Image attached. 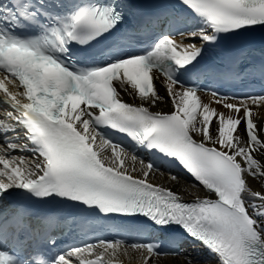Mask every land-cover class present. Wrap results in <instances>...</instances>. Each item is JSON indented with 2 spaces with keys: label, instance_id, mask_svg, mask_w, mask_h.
<instances>
[{
  "label": "snow or ice",
  "instance_id": "6c2138e0",
  "mask_svg": "<svg viewBox=\"0 0 264 264\" xmlns=\"http://www.w3.org/2000/svg\"><path fill=\"white\" fill-rule=\"evenodd\" d=\"M145 3L156 7L148 11ZM188 13L199 27L162 32L192 23ZM149 25L157 33L131 50V37ZM258 28L264 0H4L0 100L8 110L0 119V201L20 196L109 218L142 216L160 229L179 227L218 264H264V188L249 184L264 180V91L228 95L195 83L258 76L264 88V49L259 65L233 49L201 64L222 35ZM74 58L85 66L73 65ZM98 59L103 66H88ZM165 61L186 77L158 71ZM162 104L167 112L154 110ZM104 127L154 159L105 138ZM164 165L193 181L194 199L157 182ZM168 176L179 183L178 175ZM58 243L23 210L0 208V264H123L130 252L139 264H158L184 255L163 251L161 242L97 237L41 257L42 247Z\"/></svg>",
  "mask_w": 264,
  "mask_h": 264
},
{
  "label": "bare ground",
  "instance_id": "6f19581e",
  "mask_svg": "<svg viewBox=\"0 0 264 264\" xmlns=\"http://www.w3.org/2000/svg\"><path fill=\"white\" fill-rule=\"evenodd\" d=\"M159 90H160L161 95H163L164 94L163 88H160ZM124 98L128 102H132L130 97L125 95ZM203 99L205 100V102H207L208 99H209V96L204 95ZM154 110L167 112L169 109L166 106V104H162L157 109H154ZM262 116H264V113H262ZM156 180L159 183H162V184H165L166 186L172 187L173 190L177 191L178 193H180L184 197H189V196H191V193H192L191 191L194 192V189L191 186H189L182 179H180L179 183H176V184H172L170 182V178L168 176H166V175L157 176ZM249 184H250V187L253 190H260L261 188H264V180L256 181V180H251L250 179L249 180ZM121 260L123 262H127L128 264H139V255L137 253L130 252V258L121 256ZM187 260L192 261L193 264H208V263L202 262V260H197L195 258V255H193L191 252H186V253H184L183 256L158 258V264H186Z\"/></svg>",
  "mask_w": 264,
  "mask_h": 264
}]
</instances>
